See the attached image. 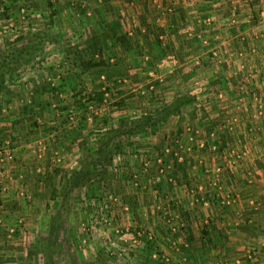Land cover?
Wrapping results in <instances>:
<instances>
[{
  "label": "rangeland",
  "instance_id": "374dc122",
  "mask_svg": "<svg viewBox=\"0 0 264 264\" xmlns=\"http://www.w3.org/2000/svg\"><path fill=\"white\" fill-rule=\"evenodd\" d=\"M0 2V46L17 37H47H44L41 49L32 53L33 60L17 66L16 72L7 80L8 90L15 92L17 98L14 100L4 94L0 95V258L4 261L3 264L27 263L26 253L38 246L39 237L45 233L49 214L57 208L58 201L49 199V188L44 183V176L51 175V185L55 186L65 173L77 170L82 159L77 142L69 141L68 148L54 145L52 131L39 132L27 139V143L10 147L12 132L5 130L13 126L11 130L18 131L29 125L23 121L13 125V121L23 117V101L33 103L34 90H38L43 81L53 86L61 83L62 88L58 101L50 99L48 95L36 94L37 102L40 101L43 105V115H35L36 122L48 124L53 117L52 112L56 110V114H60L58 108L65 106V112L68 110L69 116L67 123L70 125L67 128L73 129L74 133L78 130L81 133L89 132L91 143L96 139L100 120L108 112L113 115L115 111L117 114L137 118L143 114L156 113L162 106L170 104L175 96L192 97V102L181 108L178 115L170 117L162 129L136 135L132 140L133 148L126 147L120 155L114 156L108 168L110 176L106 181H94L70 194L69 211L63 214L67 224L66 238L70 239L67 241V251L63 248L62 252L54 256L57 264H69L71 256L81 263L95 264L93 259L102 252L114 264H134L135 260L142 258L145 245L129 255L127 260L112 253L123 246L114 234V228L125 224L124 214L128 217V226H132V231L144 229L145 225H140L144 223L141 221L144 219L147 220L149 229H152L149 226L150 219L158 224L156 218L159 214L155 206L161 201L155 199L151 203L152 196L149 197L140 189L151 188L148 192L151 194L154 187H158L170 193L165 200H173V159L184 164L189 154L194 152L198 156L194 163L196 166L192 169L195 172L203 159L208 170H211L214 164L220 162H213V158L223 157L224 153L227 157L235 158L242 152L243 157H246L256 146L264 152V0ZM143 4V9H148L152 14L148 20L140 12ZM191 8L197 11L191 22L186 16L181 17L182 23L178 25L182 40L177 42V32L169 29L170 24L173 21L174 25L178 11L185 14ZM97 10L103 11V17L97 14ZM141 17L147 23L151 20L148 23L151 25L150 32L147 33L143 28ZM113 21L121 24L122 32L130 38L133 50L122 54L116 45L108 41L105 57L111 65L121 60L127 77L107 82L104 75L82 74L80 69L70 66L66 57L69 47H82L88 29L101 33L105 23ZM167 22H170L169 26L163 29V24L166 26ZM93 57V60H98L96 54ZM153 58L157 60L152 61ZM106 85L112 87L111 94L109 92L106 95V102L88 101L83 108L78 106L79 97L74 96L77 89L85 96L92 88ZM115 86L119 87L120 93L113 89ZM119 99L124 100L123 106L116 108L114 104ZM37 111L38 108H35L34 112ZM80 125H84V128ZM21 132L18 131V134L24 133ZM190 138L193 139L192 142L189 141ZM179 145L183 148H179ZM242 145L244 147L240 148ZM210 146H215V150H211ZM165 149L168 153H164ZM8 152L13 156L12 159L1 160L2 155L4 157ZM157 157L162 159L163 167L171 168L172 182H164V187H160L161 183L150 181L161 165L156 163ZM142 161L148 162V175L141 180L133 179L131 175L136 168H140ZM188 168L183 171L186 172ZM55 170L61 173L54 174ZM202 173L212 176L210 172ZM232 177L234 179V175ZM183 185L184 182L181 186ZM131 192H139L141 202L143 205L146 202L150 213L141 216L140 210H136L135 214L131 213L129 216L127 214L131 211L123 212L117 206L111 211L100 210V203L110 194L118 196L122 204L130 205L126 199L130 201L136 197H131ZM228 195V199L233 200L230 193ZM204 200L207 201V198ZM209 200L210 208L215 199ZM197 203L200 208L204 207L200 201ZM230 205H234V201ZM159 226L160 224L155 228ZM154 231L151 230L155 238L158 235ZM169 236L166 233L162 240L166 243H160L171 246L173 235ZM156 240L158 241L157 238ZM179 242L181 245L186 243ZM225 243L246 246L244 249L248 247L242 241L238 243L234 239L225 240ZM197 244L196 240L194 245L198 246ZM215 245L217 244L212 242L209 246L213 248ZM225 245V256H221L218 251V255L206 258L185 255L168 258L177 264H233L239 260L244 261V256H236V253H240V247L236 246L238 251L235 245ZM156 248L160 247L157 245Z\"/></svg>",
  "mask_w": 264,
  "mask_h": 264
},
{
  "label": "trees",
  "instance_id": "16d2710c",
  "mask_svg": "<svg viewBox=\"0 0 264 264\" xmlns=\"http://www.w3.org/2000/svg\"><path fill=\"white\" fill-rule=\"evenodd\" d=\"M16 1L18 0H9L11 4L15 3ZM22 1L25 3L26 1L30 0ZM96 12L99 16L103 15L102 10H97ZM179 16L181 20L182 14ZM102 17L100 18L101 21H103ZM141 21L143 28L150 32L149 27L151 25L149 26L143 17H141ZM103 29L104 30H102L101 33H97L94 29H88L87 38L82 47H69V49L66 51V57L69 59L71 64L70 66L80 69L82 74L96 73L97 75H104L108 80L107 82H109V80L116 82V79L122 80L123 78L127 77L126 69L124 68V63L121 60L112 65L108 64L105 57L106 49H108L107 42L110 41L112 44L116 45L122 54H127L128 52L132 51L133 47L131 45L130 38L126 36L125 32H122L121 24L114 21L108 22L105 23ZM44 37L47 38L46 35L43 36V38L39 37L38 35H35L32 38L17 37L13 40L6 41L2 46H0V95L4 94V96L6 95L8 98L14 100L17 98V94L15 92L8 90L7 80L12 74L16 72L17 66L28 64L31 60H33L31 55L36 50L41 49L42 45L44 44ZM52 39H54V37H52ZM95 54L98 56V60H93V56ZM156 60L157 58H153L152 61ZM134 68H136V66ZM61 88V83L58 86H53L47 81H43L38 87V90H34L35 98L33 99V103L31 101L28 103L23 101L24 104L21 107L23 117L21 116L22 118H20V120L13 121V125L18 123L21 124L22 121L29 123L28 126L18 129L20 133H22L21 131L24 133L18 134L16 129L12 131L11 129L13 126L12 128L5 130V132L13 133H10V136H12L11 138H13V141L11 140L12 145L10 144V147L20 146L23 142L24 144L27 143V139L33 135H37L39 132L44 133L52 131L53 134L51 135V138L54 139V145H59L61 148H68L69 141L77 142V146L82 155V159L79 161L78 169L67 172V174L65 173L57 185H51V175L46 174L44 176V183L48 185L49 188V199L57 200L58 205L55 209V212H51L49 214L46 222L45 233L39 237V243L37 244L38 246L26 253L25 260L27 263L25 264H57L54 256L58 255L60 251L62 252L63 248L65 252L67 251V241L70 239L69 237L66 238L67 224H65L63 217V214L65 215V212L69 211L68 198L70 197V194H72L74 190L87 187L94 181H106L107 177L110 176L108 168L110 166L111 160L114 158V156L120 155L126 147L133 148L134 142L132 143V140L136 135L146 133L147 131L153 132L156 131L157 128L162 129L170 117L178 115L181 111V108L188 106L192 102V97L190 95L175 96L170 104L162 106L156 111V113L143 114V116H139L137 118H130L124 116V114H117L115 111L113 112V115H111L112 113L108 112L106 113V116L100 120V128L96 134V139L93 143H91L89 141V132L81 133V130H78L74 133L72 131L73 129L69 130L67 128L70 125L67 123L69 116L68 110L65 112L67 109L65 106H61V108H58L57 110L61 115L56 114V110L53 112L51 111L53 117L49 122H47L48 124L42 125L36 122V119L34 118L35 115H43V105L40 103V101L39 103L37 102L38 100L36 94L39 96L48 95L50 99L57 100ZM118 88L119 87L115 86L113 89L117 90V93H120V89ZM80 91L81 90L77 89L74 92V96L79 97L80 101L78 102V106L83 108L84 103L88 101L95 103L106 102L108 100L106 95L109 92L111 94L112 87L106 85L101 88V86H98L92 88V91L88 94H85V96L82 95ZM123 101L124 100L122 99L117 100L116 104H114L115 107H122ZM33 106L38 108L37 112H34L35 108ZM80 127L84 128V125H80ZM173 160V169L175 172H177V170H180L183 165L175 162V159ZM138 169L139 168H136L133 172L135 173ZM59 172V170H55L54 174H58ZM154 193L156 197L160 196L159 194H162V197H166L168 195V192H166L167 194L165 192L163 193L162 190L157 187H154ZM199 197L197 198L199 199ZM126 202L131 203L132 214H135L133 211L136 206L135 198L130 201L126 199ZM184 217L187 218V214L185 215L184 213ZM186 229L190 230L188 227H186ZM207 229V227H203L200 230L201 236L199 240H197V245L201 249H207L210 243L215 242L218 246L221 245L223 248L226 244V238L224 239L218 233H212L210 235ZM131 230L132 229H130V231ZM156 230L157 232L159 231L158 233H161V235H166V231L163 230V226L157 227ZM241 230L244 231L245 228L241 227ZM156 238L157 237H155L153 241L146 240L145 244L147 243V249L151 252L154 247L158 245V247L161 249H157H159V253L161 255L163 253L162 247H164V245H162L160 241H157ZM188 241L191 247H193L196 242V240L194 241L191 237H189ZM217 245L215 246L216 248L218 247ZM167 246L170 247L168 244H166L165 247L167 248ZM177 247L179 252L181 249H183V247L179 244ZM149 251L145 253L144 256H141L142 258L135 260L134 264H164V260L161 257L157 258V261L151 259L149 257V255H151L149 254ZM169 251L171 252V249ZM97 255L99 256H95V259H93L95 264H114L113 261H108L110 259H108L107 256L103 254V252L98 253ZM3 262L4 261L0 258V264H3ZM69 264L86 263H81L75 259L74 256H71Z\"/></svg>",
  "mask_w": 264,
  "mask_h": 264
},
{
  "label": "crops",
  "instance_id": "0c3cea01",
  "mask_svg": "<svg viewBox=\"0 0 264 264\" xmlns=\"http://www.w3.org/2000/svg\"><path fill=\"white\" fill-rule=\"evenodd\" d=\"M147 2V0H143V3ZM143 5L140 6V12L143 14L147 20L149 19L152 14L148 11V9H143ZM147 6V5H146ZM193 6V5H192ZM197 9H188V11L184 13L177 12V16L170 24V22H167L166 26L163 24V29L165 27H168L169 24L171 25L169 29H173L177 32V42H180L182 39L179 29V23H182L180 20V14H182V17H187L188 21L191 22V18L193 17L194 13H196ZM120 12V11H119ZM178 17V18H177ZM151 22V20L148 21V23ZM164 22V21H163ZM144 33V31H142ZM148 33V31H147ZM148 36V34H147ZM149 37V36H148ZM147 37V38H148ZM179 47V45H177ZM244 147L243 145L240 147ZM249 147V146H248ZM252 148V147H251ZM249 149V148H248ZM247 149V150H248ZM260 149L258 146H256L253 149V152H248V155L246 157H243V154H239L238 156L234 157H227L226 153L223 154V157H217L216 159L213 158V162L220 161L218 164H214V166L217 165H223V172L218 178H214V176H207L203 172L208 170V165L205 164V159H203V162L200 161L199 167L195 169V172L192 171L196 166L195 159L198 158L196 154L190 153L187 157V162H185L183 167L180 170H177L175 172L174 170V183L171 185V194L173 195V200L170 202H166L164 199L165 196L162 197V194H159L160 196L156 197L154 191L150 194L148 193L149 190L147 188L142 187L140 190H144L148 196H152L153 199L150 200L152 203L155 199H158L161 201V208L166 209L167 206H169V210L171 212H177V214L180 215L182 223H183V229L178 230L173 234L171 237L172 244L179 243V241H184L186 243H183L182 247H190L189 250H179L172 247H162V254L159 256L162 258V256H165V254L170 256H175L176 258H180L181 255H185L188 257L196 258V257H209L214 254H219L222 256H225V248L221 249V245H219L217 248L209 246L207 249H200V247L194 245L193 247L190 246V243L188 241L189 237H191L194 241L199 240L201 234L200 230L203 227H207L209 234H219L224 239L230 240L234 239L235 241H238L240 243L241 241L248 245L246 249H244L246 246L242 245H236V244H226L225 246H238L237 250L240 253H236L237 257H245L244 261L239 260L236 261L233 264H264V152L261 149L262 153L260 152ZM255 153V154H254ZM205 162V163H204ZM19 163V162H18ZM20 163H23L22 161ZM213 164V163H212ZM189 167V168H188ZM210 167V165H209ZM188 168L186 172L183 171V169ZM204 169V170H203ZM212 170V169H211ZM231 173V174H230ZM234 175V179L232 177ZM187 177V178H186ZM220 177V178H219ZM186 178V179H185ZM232 181L234 183H232ZM184 182V185L181 186ZM160 185V184H159ZM203 186L204 193L201 194V192L196 193L195 198L197 197H204L208 199H215L214 204L212 203L210 208L203 209L200 208L198 203H192L191 202V196H189V190L195 189L196 186ZM164 184H161L160 187ZM169 187V186H167ZM181 187L183 190H181ZM158 188V187H157ZM167 190V188H166ZM242 191V192H241ZM162 192L165 191L162 189ZM168 192V191H166ZM165 192V193H166ZM230 193V197L234 201V205H222L220 202V199L224 195H228ZM146 194V195H147ZM168 194H170L168 192ZM131 197L136 195L135 201L136 206L134 208V213H136V210H140L141 216L144 215V213H150L149 212V206L146 205V202L144 201V205L140 200L139 192H131ZM141 195V194H140ZM229 197V195H228ZM167 198V197H165ZM131 199V198H128ZM138 199V200H137ZM144 199H146L144 197ZM207 199V200H208ZM129 210H132L131 203H129ZM176 205V206H175ZM147 206V208H145ZM145 210V212H144ZM132 211L127 214L131 216ZM161 213L159 212L156 219L158 220V224L154 223L152 219L151 224L149 226L152 227L154 233H156L158 241L164 240V235L161 233H158L155 226H163V221L161 217ZM187 214V218L184 217ZM124 220L125 224H128V217L126 218L124 214ZM144 221L143 224H140L141 226L145 225V230L151 232L152 229H149L148 225H146L148 222L147 220H141ZM133 223V222H132ZM130 224V223H129ZM157 224V225H156ZM124 225V224H123ZM186 227H188L190 230H187ZM241 227L245 228L244 231L241 230ZM164 230V226H163ZM165 233V232H164ZM155 235V234H154ZM177 243V244H178ZM189 245V246H188ZM216 246V245H215ZM147 243L145 244V247L143 248L145 251L142 254V256L145 255L149 250L146 248ZM171 249V252L169 251ZM214 250V253H213ZM211 251V252H210ZM232 251V250H230ZM183 252H186V254H182ZM229 253V251H228ZM149 254H151V251H149ZM250 256V259H247V257ZM149 257H151L149 255ZM192 262L196 261L192 260ZM198 263L200 261L197 260ZM211 263V262H210Z\"/></svg>",
  "mask_w": 264,
  "mask_h": 264
},
{
  "label": "built area",
  "instance_id": "2783aa9c",
  "mask_svg": "<svg viewBox=\"0 0 264 264\" xmlns=\"http://www.w3.org/2000/svg\"><path fill=\"white\" fill-rule=\"evenodd\" d=\"M151 89V87H150ZM189 141H193L192 138L189 139ZM176 143L178 144L179 142L176 141ZM202 144H200L201 146ZM211 147V146H210ZM179 148H183L179 145ZM186 150L189 148L184 147ZM215 146H212L210 149L211 150H215ZM164 153H168V150L165 149ZM177 154V153H176ZM238 156V155H237ZM13 156H11L8 153H6L3 157L2 155V159L1 160H9L8 158L12 159ZM161 157V156H160ZM160 157L156 158V163L157 164H161L160 166H158L157 169V173L156 175L153 177L151 181V183H161L164 184V182L166 184L172 182V178H171V172H170V166H164L162 165V159ZM180 159H178L179 161ZM148 162L147 161H142L140 168L131 175V177L133 179H144L147 177V170H148ZM223 165H217L214 166L212 168V170H206L205 173H209L210 175L214 176V178H218V176H220L223 172ZM164 180V181H163ZM160 184V185H161ZM201 192L204 193V188L203 186L199 185L196 186L195 189H190L189 190V196H191L190 198L192 199L191 202L195 203L200 201L202 203V206L204 207H208L209 203L208 200H204L205 198L199 197L195 198V194ZM167 197V196H166ZM164 199H167L164 197ZM233 201V200H231ZM231 201L228 199V195H224V198L222 197L220 199V202L222 205H230ZM166 202H169V200H166ZM233 203V202H232ZM115 206H117L121 211L123 212H130V208L127 204H122L120 201V198L116 195L110 194L108 195L104 201H102L99 205L100 210H112ZM155 209L158 210V212H162L161 213V217H162V221H163V226H164V231H166V233L170 236H172L175 232H177V229H183V223L181 220V217L179 214H177V212H171L168 211L169 210V206L166 207V209H162L161 208V202H157V205L155 206ZM106 219H104L105 221ZM109 220V219H108ZM130 229H133L131 225L128 226V224H124L122 226H116L114 228V234L118 237L119 241H121L123 243V246H121L120 248L112 251V253L117 254L118 257L122 258V259H126L129 258V255L133 254L134 251L136 252L138 249H141L144 247L145 245V241H153L154 240V235L152 232L146 231L144 229L140 230H136L135 229L131 232ZM89 230V229H88ZM124 232V233H123ZM169 236V237H170ZM172 247H174L177 251L178 247H177V243H173L171 244ZM159 253V249H157L156 247H154V249L151 252V259H154V261H157V258H159L160 253ZM133 256V255H132ZM162 259L164 260V264H177L174 261H170L168 258V255L165 254V256H162ZM247 259H250V256L247 257Z\"/></svg>",
  "mask_w": 264,
  "mask_h": 264
}]
</instances>
